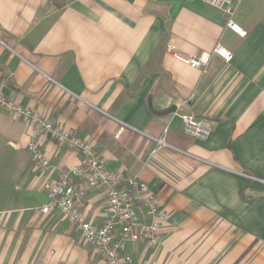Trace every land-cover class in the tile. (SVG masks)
<instances>
[{"label":"crops","instance_id":"crops-1","mask_svg":"<svg viewBox=\"0 0 264 264\" xmlns=\"http://www.w3.org/2000/svg\"><path fill=\"white\" fill-rule=\"evenodd\" d=\"M235 20L245 37L202 0H0V91L93 142L170 214L158 248L127 245L132 264H264V0H242ZM203 53L205 69L185 62ZM176 111L209 119L210 137L186 135ZM29 130L0 107V264H106L40 211L44 180L74 179L80 152L42 139L40 176ZM80 207L104 221L102 191Z\"/></svg>","mask_w":264,"mask_h":264},{"label":"built area","instance_id":"built-area-1","mask_svg":"<svg viewBox=\"0 0 264 264\" xmlns=\"http://www.w3.org/2000/svg\"><path fill=\"white\" fill-rule=\"evenodd\" d=\"M219 9L226 26L245 37L247 31L235 20L237 8L242 0H202ZM172 49V45H169ZM226 62L234 59V53L218 43L213 50ZM210 54L189 56L185 62L192 68H206ZM0 107L29 125L26 149L31 157L35 172L49 176L52 163L41 147L42 139H51L60 146L77 150L82 159L73 169L74 179L68 174L45 179L43 191L49 202L40 208L44 214L59 212L69 219L81 239L91 245L106 264H132L127 252L129 243L143 242L156 249L163 241V231L169 223L170 214L160 204L157 194L149 185L124 171L108 169V160L99 153L93 142L79 137L70 129L55 124L40 112L26 107L0 91ZM184 124V133L189 137L205 141L213 131L212 122L193 114L175 112ZM123 129V128H122ZM155 153L164 145V138L157 140ZM92 190L103 192L106 202V216L101 224L85 219L81 203Z\"/></svg>","mask_w":264,"mask_h":264},{"label":"rangeland","instance_id":"rangeland-1","mask_svg":"<svg viewBox=\"0 0 264 264\" xmlns=\"http://www.w3.org/2000/svg\"><path fill=\"white\" fill-rule=\"evenodd\" d=\"M80 239H81V237H80ZM81 241H82V243H83L84 245H89L88 243H86V242L83 241L82 239H81Z\"/></svg>","mask_w":264,"mask_h":264},{"label":"water","instance_id":"water-1","mask_svg":"<svg viewBox=\"0 0 264 264\" xmlns=\"http://www.w3.org/2000/svg\"><path fill=\"white\" fill-rule=\"evenodd\" d=\"M44 195L46 196L47 203H48V202H49V198H48V196H47L46 194H44ZM47 203H46V204H47Z\"/></svg>","mask_w":264,"mask_h":264}]
</instances>
